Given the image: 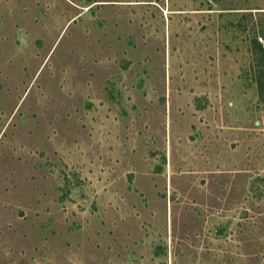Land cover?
Instances as JSON below:
<instances>
[{"label": "rangeland", "instance_id": "374dc122", "mask_svg": "<svg viewBox=\"0 0 264 264\" xmlns=\"http://www.w3.org/2000/svg\"><path fill=\"white\" fill-rule=\"evenodd\" d=\"M264 0H0V264H264Z\"/></svg>", "mask_w": 264, "mask_h": 264}, {"label": "trees", "instance_id": "16d2710c", "mask_svg": "<svg viewBox=\"0 0 264 264\" xmlns=\"http://www.w3.org/2000/svg\"><path fill=\"white\" fill-rule=\"evenodd\" d=\"M259 37L264 38V33L259 34ZM251 43L254 47L255 50H258L264 57V46L258 41L257 37H253L251 39ZM260 70V74L257 80L258 86L261 87L262 82V77L264 75V63L261 64V66L258 68Z\"/></svg>", "mask_w": 264, "mask_h": 264}]
</instances>
